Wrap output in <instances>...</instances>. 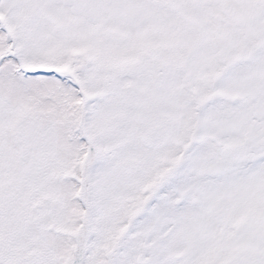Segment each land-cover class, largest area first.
Here are the masks:
<instances>
[{"label": "snow or ice", "instance_id": "obj_1", "mask_svg": "<svg viewBox=\"0 0 264 264\" xmlns=\"http://www.w3.org/2000/svg\"><path fill=\"white\" fill-rule=\"evenodd\" d=\"M0 264H264V0H0Z\"/></svg>", "mask_w": 264, "mask_h": 264}]
</instances>
